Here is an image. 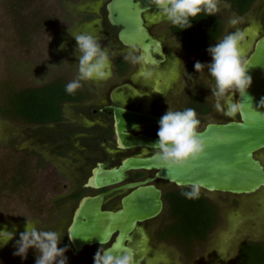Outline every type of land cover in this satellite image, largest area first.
<instances>
[{
	"label": "flooded vegetation",
	"instance_id": "obj_1",
	"mask_svg": "<svg viewBox=\"0 0 264 264\" xmlns=\"http://www.w3.org/2000/svg\"><path fill=\"white\" fill-rule=\"evenodd\" d=\"M109 1H104L103 6L101 2L99 11L95 12L94 16L90 18L89 15H85L86 18L81 23L83 25L90 22L99 23L100 33L103 36L102 41L105 44L113 45L110 49L112 59L111 77L104 81L82 82V87L76 90L71 98L62 102L61 119L59 121L41 125L26 123L33 127V135L36 138L30 144L31 147L29 145L27 149H13L37 157L35 171L39 176L36 183L33 184L35 192L32 193V200H26L25 205L27 212L33 213L37 217L28 216V218L33 221V226L38 229L55 231L60 234L61 242L58 247L67 246L65 252L67 264H93V256L98 248H109L117 236L115 234L108 245H95L75 254L69 232L78 210L86 199L103 196L101 210L116 212L122 209L123 199L138 188L153 186L161 192L163 206L159 216L138 223L132 233V240L124 243L126 248L132 249L135 253L138 264H149L156 253L152 243L155 241L165 242L171 239V237H162V233L171 224V221L169 224L160 223V219L164 214L168 216L166 196L189 189L179 187L163 178H156V169L129 170L118 184L105 187L95 185V178L101 175V171L118 169L129 158L152 157V148L150 147L134 146L124 148L121 145L117 135V120L114 109L160 118L169 106L173 110L190 107L195 110L197 118L200 120L198 133L203 132L208 124L240 121L239 112L233 117H226L222 112L216 111L210 96L209 86L211 81L206 78L207 76L204 80H198L201 73H196L193 65L196 61L202 63L201 59H211L207 52L205 50L201 52L190 51L181 43L180 47L177 48L179 41L173 33V26L163 17L156 15L157 11L145 13L143 17L151 37L161 43L162 52L159 54L149 51L155 62L152 63L149 60V67L152 69L153 74L147 81L135 76L137 66L129 64L122 58L130 47H126L120 42L118 38L120 28L112 25L109 19L107 10ZM220 1L232 7L229 2ZM257 1L253 3L251 8ZM250 9L244 15L238 13L237 15L244 17ZM216 16L219 15L216 14ZM260 21L264 28V14ZM244 28L250 29L246 43L252 35L255 37L253 31L255 30V24L249 23ZM224 32L225 25L222 22L221 34L211 44L217 42L224 35ZM263 35L264 32L260 37ZM243 45L246 46V44ZM253 47L249 55L252 53ZM135 48L143 52L140 47ZM181 51L185 55L187 54L188 58L192 57V59L182 63L184 55L181 54ZM113 53L114 55H112ZM144 54L146 55V53ZM249 55H247L245 61ZM179 57L180 61L178 60ZM180 65L183 71L182 77L185 79L182 82L181 89L177 85L181 72ZM72 79L60 75L45 85L57 81L66 84ZM114 93L119 99H122L123 105L114 101ZM238 99L239 95L237 94L234 101L238 102ZM157 127L158 124H144L127 133L157 139ZM45 151L50 153L51 156L45 155ZM200 192L211 202L218 213L219 219L212 229V233L221 220V207L217 203L220 200L218 196L222 193L203 190H200ZM213 195H216V197H213ZM228 196H233V199L228 198L227 203L235 205L237 201L235 196L238 195L228 194ZM168 219L170 220L169 217ZM13 221H15L14 225L16 226L15 240L19 238V233L24 231L25 218ZM14 240L11 241L12 245ZM248 241L264 244L262 241ZM244 242H241L237 247L236 259L238 248ZM34 260V252L30 249L23 263L26 261L27 264H34Z\"/></svg>",
	"mask_w": 264,
	"mask_h": 264
},
{
	"label": "water",
	"instance_id": "obj_2",
	"mask_svg": "<svg viewBox=\"0 0 264 264\" xmlns=\"http://www.w3.org/2000/svg\"><path fill=\"white\" fill-rule=\"evenodd\" d=\"M112 25L120 28L119 40L126 47H140L144 53L161 54V43L154 40L145 25L143 15L157 11L149 0H110L107 5ZM252 83L246 96H239L240 121L208 124L198 133L204 141V152L183 167L162 168L152 157L129 158L118 169L101 171L95 178L97 187L118 184L127 171L156 169V178H163L179 187L189 188L194 183L200 190L232 195H252L264 190V163L257 153L264 150V35L255 41L246 60ZM116 103L122 99L113 94ZM117 135L124 148L146 146L152 148L156 139L134 136L135 127L157 125L160 118L114 109ZM103 196L84 201L70 228V239L75 254L95 245H108L113 251L124 248L132 240L136 225L159 216L162 211L161 192L149 186L138 188L123 199L122 209L101 210ZM116 245L118 247L114 248Z\"/></svg>",
	"mask_w": 264,
	"mask_h": 264
},
{
	"label": "rangeland",
	"instance_id": "obj_3",
	"mask_svg": "<svg viewBox=\"0 0 264 264\" xmlns=\"http://www.w3.org/2000/svg\"><path fill=\"white\" fill-rule=\"evenodd\" d=\"M97 1L50 0L52 7L60 15L62 25L57 30L41 35L32 49H26L19 47L15 42L10 31L3 0H0V107H4L5 95L9 91L40 87L60 75L74 79L77 60L75 55L76 41L73 35L81 33L93 35L97 37L102 47L106 48L109 53L111 52L110 49L113 45L105 44L102 41L103 36L100 33L99 23L90 22L84 25L81 23L86 18L85 15H89V18L93 17L94 13L99 11L101 2L103 6L104 1L108 0ZM217 14L225 25L224 34L226 31L234 30L228 27L227 20L232 16L239 15L229 4L220 1ZM263 14L264 0H258L249 13L243 17L244 22L238 25V27L244 28L249 23L255 24V30H253L255 37L252 35L251 39L247 40L248 43L244 42L246 46L242 45V58L244 60L251 52L255 41L264 32L260 21ZM62 44L63 47H61ZM181 54L184 55L182 63L192 59V57L188 58V55L182 51ZM146 56L152 63L155 62L149 52ZM178 60L180 61V57ZM201 61L208 63L210 59H201ZM179 68L181 72L177 85L181 89L185 79L182 77L181 65ZM206 76L207 71L205 69L204 72H201L198 80H204ZM234 99L235 95L233 96ZM33 132L34 129L31 125L0 115V153L13 149H27L36 138V136L34 138ZM46 154L51 156L45 151ZM52 157L54 158V156ZM257 157L264 163V150L257 153ZM7 195L5 197L0 196V227L7 226V230L12 231L13 228L11 227L15 222L13 220H23V216L37 217V215L27 212L25 207L26 194L19 196L17 193L8 192ZM218 197L220 200L217 204L221 207V220L215 231L206 240L194 242L190 246L180 243L174 238L165 242L155 241L152 243L156 251L155 257L149 261V264H239L236 259V252L241 242L255 240L264 243V190L250 196H235L237 200L235 205L227 203L228 198L233 199V196L221 194ZM170 221L165 214L160 219V223L163 224H169ZM13 250L11 241L0 248V264L28 263L26 261L23 263L20 257L13 256Z\"/></svg>",
	"mask_w": 264,
	"mask_h": 264
},
{
	"label": "clouds",
	"instance_id": "obj_4",
	"mask_svg": "<svg viewBox=\"0 0 264 264\" xmlns=\"http://www.w3.org/2000/svg\"><path fill=\"white\" fill-rule=\"evenodd\" d=\"M220 0H149L157 9L156 15L163 17L178 31L190 28L197 17L216 16ZM243 17L232 16L227 20L228 27L234 29L206 48L211 58L208 63L196 61V73L206 69L211 81L209 90L216 111L226 117H233L241 110V104L233 100L234 95L246 96L252 80L248 74V63L242 58V45L249 36V28H240ZM75 43V77L64 85V91L72 95L82 87V82L104 81L112 75V59L109 51L102 47L97 37L81 33L73 35ZM63 47V44L61 45ZM177 48L180 47V41ZM114 55V53L112 54ZM123 60L137 66L135 76L147 81L152 76L148 57L134 46L124 53ZM189 76H191L189 74ZM264 100L262 98L260 102ZM200 120L193 108L173 110L170 106L158 120L156 141L152 144V159L162 168L183 167L189 160L197 159L204 152V141L198 134ZM201 185L194 183L181 195L188 200L198 199ZM25 218L24 231L14 240L16 226L8 231L0 227V248L14 240L13 256L26 259L30 249L35 255L34 264H67V246L58 247L61 236L55 231H45L33 226V221ZM114 248L118 247L116 245ZM38 253V254H37ZM93 264H138L135 253L130 248H98L93 256Z\"/></svg>",
	"mask_w": 264,
	"mask_h": 264
},
{
	"label": "trees",
	"instance_id": "obj_5",
	"mask_svg": "<svg viewBox=\"0 0 264 264\" xmlns=\"http://www.w3.org/2000/svg\"><path fill=\"white\" fill-rule=\"evenodd\" d=\"M232 5L239 15H244L256 0H224ZM11 34L19 47L32 49L41 35L57 30L62 25L59 13L50 0H3ZM178 41L190 51H206L222 31L219 16H199L190 28L178 31L173 27ZM61 81L41 87L9 91L5 95V105L0 107V115L7 119L29 124H47L61 119V104L71 98L64 91ZM36 158L16 150L0 153V196L7 193L26 194L30 200L35 192L33 184ZM189 190V189H187ZM186 191V190H182ZM166 196L167 215L171 224L162 237H171L190 246L204 241L218 222V213L211 202L202 194L198 199H185L181 192ZM239 264H264V244L246 241L238 248Z\"/></svg>",
	"mask_w": 264,
	"mask_h": 264
}]
</instances>
